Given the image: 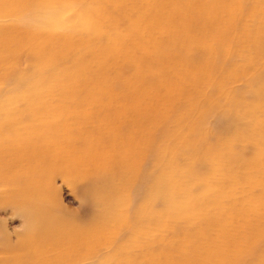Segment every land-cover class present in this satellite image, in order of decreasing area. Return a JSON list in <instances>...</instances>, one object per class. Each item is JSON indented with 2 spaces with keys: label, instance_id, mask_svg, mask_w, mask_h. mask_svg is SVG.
Here are the masks:
<instances>
[{
  "label": "rangeland",
  "instance_id": "rangeland-1",
  "mask_svg": "<svg viewBox=\"0 0 264 264\" xmlns=\"http://www.w3.org/2000/svg\"><path fill=\"white\" fill-rule=\"evenodd\" d=\"M167 1V5L162 0H108L107 4L103 0L1 2L0 103L33 96L39 97L47 106L54 105L61 96L72 98L77 95L85 100L103 103L113 100L115 96L126 97L151 121L157 119L152 142L161 156L154 164V176L157 179L166 176L167 186H181L180 194L165 205L162 203L163 193L158 194V209H165L164 212L170 214V210L181 202L185 214L190 216L197 209H194L191 198L184 197V194L190 191L194 196L195 192L200 195L202 190L187 187L184 178L196 170L207 173L203 157L189 147L190 139L195 144L201 138V134L194 129L205 113L203 135L212 139L210 152L222 155L220 161L217 158L212 163L213 172L197 176L201 179L210 176L205 186L212 194L211 198L215 200L217 195L214 191L223 188L221 181L228 182L226 192L234 187L238 190V193L229 192L230 201L234 204L240 202L241 194L250 195L255 184L264 187V173L260 176L256 170L259 168L264 172L262 149L253 153L256 162L244 160L237 164L230 163L239 155L246 159L252 155L251 149H242L243 136H247V131L242 127L254 129L257 139L264 137V99L259 100L250 88L253 80H264V50L255 46L256 39L264 40V28L259 29L248 22L253 27L251 35L248 41L239 43L238 36L247 33L246 21L244 24L238 23L229 35L221 33L227 26L233 1L207 0L204 3L208 9L207 16L199 19L190 11V16L184 18V23L197 20V28L189 29L186 40L178 45L168 37L175 30L172 6L183 2L186 6L195 7L200 2ZM259 1L262 3L257 11L247 9V21L256 17L264 26V0ZM120 4L122 8L116 7ZM250 6L256 9L257 3L253 2ZM92 12H98L92 31L101 42L80 44L68 48L64 53H53L48 50L49 45L37 43L39 34L55 37L76 35L77 28L89 25L88 16ZM112 24L114 28H111ZM132 26H135L136 34L126 44L144 48L139 60L121 52L122 44L114 40L110 31L114 29L125 33ZM150 36L154 37L153 42L149 41ZM13 38L21 42L16 54L9 51L8 40ZM162 54L167 55L166 60L159 57ZM11 64L21 74V81L11 80L13 73L8 69ZM161 65L165 67L161 68ZM144 71L148 73V83L136 81V77ZM82 109L84 113L87 112L86 107ZM74 129L76 141L82 143L95 162L102 165L106 176L120 177L116 184L120 183L121 187L113 189L112 197L105 205L114 203L121 196L127 195L130 199L123 184L129 179L131 170L135 169L136 160L139 161L138 153L134 149L125 150L116 139H108L107 126L103 122L81 117ZM160 129H164V135L158 133ZM87 130L92 132L91 136H87ZM234 130L239 132L235 133ZM138 138L143 142L146 139L143 132H138ZM59 179L55 180L54 187L57 199L64 206L62 212L74 216L81 200L71 184L61 183ZM255 192L260 194L259 189ZM5 199L6 196L0 191V202ZM259 202V198H256L255 203ZM137 203V200H133L130 213L124 210L126 215L133 218L131 215ZM247 205L246 198L239 209H246ZM213 214H210L204 228L215 239ZM156 219L151 233H144L141 237L154 240V252L159 254L158 261L164 263V251L172 250L179 243L174 241L176 238L185 240L191 237V233L182 228L177 231L176 237H171L169 231L174 229L173 219L169 216L165 219L157 216ZM225 220L229 221V218ZM22 224L23 218L11 208L0 210V247L6 250L15 243L22 231ZM1 232L6 239L2 238ZM108 236L124 237V248L131 249L134 238L127 225ZM195 238L197 244L202 243L197 234ZM11 255L7 251L0 253V264Z\"/></svg>",
  "mask_w": 264,
  "mask_h": 264
},
{
  "label": "bare ground",
  "instance_id": "bare-ground-1",
  "mask_svg": "<svg viewBox=\"0 0 264 264\" xmlns=\"http://www.w3.org/2000/svg\"><path fill=\"white\" fill-rule=\"evenodd\" d=\"M3 1L5 0H0V3ZM103 1L108 3V0ZM198 1L200 4L195 7L186 6L183 2L172 6L175 30L168 37L175 44L179 45L186 40L189 29L197 28L195 19L184 23V18L190 16V11L199 19L207 16L208 9L204 6L207 0ZM232 1L233 8L227 26L221 33L229 35L238 23L244 24L246 21V35L238 36V42L242 43L248 41L253 29L251 25L264 28L256 17L247 21V9L257 11L262 1ZM162 2L164 5L168 4L167 0ZM253 2L257 3L256 9H251L250 4ZM116 7L122 8V5ZM97 13L92 12L88 16L89 25L77 28V34L72 35L75 37L39 34L37 43L49 45L48 50L53 53H64L68 48H75L80 44L101 42L92 31L96 26ZM114 27L112 24L111 28ZM110 31L114 40L122 44L121 52L135 60L141 59L144 48L126 44L136 34L135 26L125 33L114 29ZM149 41L153 42L154 37L150 36ZM8 42L10 53L16 54L21 42L16 38L9 39ZM255 46L264 50V40L256 39ZM159 57L166 60L167 55ZM160 67L164 68L165 65ZM8 69L13 73L12 81H21V74L13 64ZM147 75L146 71L142 72L136 77V81L148 83ZM250 88L259 100L264 99V80H253ZM83 107L87 108L86 113ZM81 117L105 123L108 139H116L125 150L134 149L138 153L139 161L136 160L135 169L131 170L129 179L123 184L130 199L127 195L121 196L114 203L105 205L111 199L113 189L121 187L120 183L116 184L120 177H107L102 165L95 162L93 155L82 143L76 141L74 128ZM205 118L206 113L201 116L194 129L201 134V138L195 144L190 139L189 147L203 157L204 167L209 174L213 172L214 160L218 158L220 161L222 155L210 152L213 148L212 139L205 138L202 132ZM157 125V119L151 121L139 111L137 105L120 95L104 103L85 100L77 95L72 98L61 96L59 101L50 106L43 104L35 96L19 98L11 103L1 102L0 191L6 199L0 202V210L11 208L23 218L22 231L15 243L10 244L6 250L0 247L1 254L7 251L13 255L2 264H264V187L260 188L255 184L250 195L241 194L240 202L234 204L230 201L229 192L238 193V190L234 187L226 192L228 182L221 181L223 188L214 191L217 195L214 200L205 186L210 176H205L206 179L198 178L197 176L207 173L196 170L185 177L184 182L187 187L200 189L202 192L200 195L195 192L194 196V193L188 191L184 197L191 198L197 212L187 216L181 202L170 210V214L164 212L165 209H158L157 195L163 193L162 203L165 205L180 194L181 186H167L166 176L160 179L154 176V164L161 156L152 142ZM242 130L247 131V136H243L244 141L241 143L242 149H251L252 155L249 159L239 155L236 160L230 161L232 164L244 160L256 162L254 151H264L263 136L257 139L254 129L242 127ZM138 132L145 134L144 142L138 138ZM233 132L237 133L239 130ZM158 133L164 135V129H160ZM91 135L92 132L87 130V136ZM256 170L260 176L264 173L259 168ZM57 178H60L61 183L71 184L81 200L74 216L62 212L64 206L57 199L54 187ZM257 189L260 194L255 192ZM246 198V209H239ZM256 198H259V203H255ZM133 200L138 203L132 218L124 210L130 213ZM211 213H214L212 219L215 239L204 228ZM157 216L161 219L168 216L173 219L174 229L169 231V236L174 237L182 228L191 233V237L185 240L176 238L174 241L179 243L172 250L164 251V263L158 261L159 254L154 252V240L151 237H141L144 233H151ZM227 217L229 221L225 220ZM106 220L108 221L105 222ZM126 225L134 238L131 249L124 248V237L118 239L108 236ZM196 234L202 240L201 244H197ZM1 236L6 239L2 232Z\"/></svg>",
  "mask_w": 264,
  "mask_h": 264
}]
</instances>
